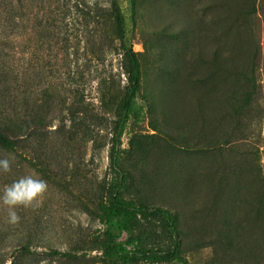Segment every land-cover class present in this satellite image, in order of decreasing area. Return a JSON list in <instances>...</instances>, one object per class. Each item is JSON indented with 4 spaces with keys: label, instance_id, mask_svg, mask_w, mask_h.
<instances>
[{
    "label": "rangeland",
    "instance_id": "rangeland-1",
    "mask_svg": "<svg viewBox=\"0 0 264 264\" xmlns=\"http://www.w3.org/2000/svg\"><path fill=\"white\" fill-rule=\"evenodd\" d=\"M135 20L144 113L122 139L124 198L174 213L172 264H264V0H135ZM117 30L113 0H0V128L17 144L0 146V195L48 184L18 224L0 200V264H120L100 220L128 86ZM136 235L171 245L158 221Z\"/></svg>",
    "mask_w": 264,
    "mask_h": 264
},
{
    "label": "trees",
    "instance_id": "trees-1",
    "mask_svg": "<svg viewBox=\"0 0 264 264\" xmlns=\"http://www.w3.org/2000/svg\"><path fill=\"white\" fill-rule=\"evenodd\" d=\"M130 16L122 8L119 0H113L117 21V33L121 42L123 58L127 68L128 86L118 110V120L114 129L113 146L111 149V168L116 176L109 200L101 207L100 220L104 226V244L102 257L105 261L132 264L184 263L182 258L179 230L174 213L162 207L151 208L137 205L124 198L123 191L128 182V176L122 167V139L129 123L139 120L144 113V107L138 102L142 89V63L139 54L134 50L132 34L135 20V0H130ZM0 146L15 151L17 144L0 128ZM158 221L171 242L167 250L154 251L144 247L143 236H137L136 231L141 222ZM24 250L29 251V247ZM54 256L65 258L77 257L74 253L63 254L57 250L51 252Z\"/></svg>",
    "mask_w": 264,
    "mask_h": 264
},
{
    "label": "clouds",
    "instance_id": "clouds-1",
    "mask_svg": "<svg viewBox=\"0 0 264 264\" xmlns=\"http://www.w3.org/2000/svg\"><path fill=\"white\" fill-rule=\"evenodd\" d=\"M12 162L8 156L0 158V170L5 173L10 172ZM47 191V181L34 175H25L6 185L0 195V200L8 208L7 222L13 225L18 224L21 217L15 209L38 206L40 199Z\"/></svg>",
    "mask_w": 264,
    "mask_h": 264
}]
</instances>
